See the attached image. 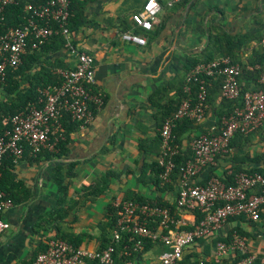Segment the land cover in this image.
Segmentation results:
<instances>
[{
  "label": "crops",
  "instance_id": "0c3cea01",
  "mask_svg": "<svg viewBox=\"0 0 264 264\" xmlns=\"http://www.w3.org/2000/svg\"><path fill=\"white\" fill-rule=\"evenodd\" d=\"M80 2H85V23L71 33L65 48L49 55V60L69 68L75 65L79 52L92 54V84L103 95L101 109L90 125L72 135L70 153L64 160L31 164L22 158L16 163V173L31 188L32 197L4 213L10 228L0 236V264H29L40 244L53 236L40 224L59 197L57 186L50 180L59 163L74 164L76 175L70 180L69 194L79 202L59 226L83 235L82 247L90 251L101 246L107 207L116 200L129 192L169 199L171 194L157 189L148 168L161 150L160 107L152 102L153 94L162 90L159 103L177 97L188 61L206 48L211 34H228L235 41L245 34H264V0H190L185 6L180 0H159L162 9L153 28L140 32L147 39L144 45L123 40L121 34L126 26L134 27L132 13L146 0H76L75 7L79 8ZM260 46L259 41H250L244 47L246 55ZM216 122L214 109L208 107L197 135ZM260 128L246 147L252 154L264 148V124ZM228 166L220 155L195 181L205 183L213 175L222 176ZM104 180L109 187L102 195H87L89 186ZM238 223L253 232L250 250L264 253V220L256 228ZM235 224L227 222L220 233L227 234ZM210 241L205 239L202 246ZM202 246L197 243L186 248L185 256L201 251ZM163 250L161 242L154 243L116 264H160Z\"/></svg>",
  "mask_w": 264,
  "mask_h": 264
},
{
  "label": "built area",
  "instance_id": "2783aa9c",
  "mask_svg": "<svg viewBox=\"0 0 264 264\" xmlns=\"http://www.w3.org/2000/svg\"><path fill=\"white\" fill-rule=\"evenodd\" d=\"M71 1L47 0L43 5L34 8L28 24L12 27L0 37V75L5 74V67L18 66L27 50L30 36H33V47L43 44L50 35L59 33L66 36L69 43ZM15 3L16 0H0V20L5 18L7 7ZM161 9L159 0H146L140 10L132 13L134 28L122 32L123 40L146 44V37L135 28L152 29ZM39 20H45L46 24L40 25ZM51 22H55V26ZM260 45L264 48V37ZM94 68L95 57L81 51L74 66L58 69L63 82L43 90L45 104L14 115L13 128L0 135V166L7 153L15 157L16 163L22 158L23 142L28 143L35 153L43 148L53 150L55 143L49 144V134L59 132L63 109L70 112L74 120L82 122L81 128L94 121L96 116L90 108V101L99 105L103 102L100 96L92 94L85 85L87 82H94ZM240 71V65L234 63L230 56H219L199 63L186 74L185 91L189 97L183 100L178 110L160 128L162 154L158 160L164 167L163 179L168 180L176 167L173 158L179 153L178 144L173 143L176 122L184 117L199 124L206 120V88L202 86L197 98L193 99L190 96L191 82L200 80L201 76H221L224 78L221 98L237 99L241 96ZM260 83V88L248 90L242 95L243 105L234 109L230 115L224 116L221 126L216 123L210 125L192 142L193 155L177 166L179 212L172 214L169 208L131 199L116 200L114 205L123 210L113 232L116 240H120L123 231H131L140 237L136 244L138 248H142L144 237L159 241L164 246L160 264H181L186 248L197 244L201 238L210 239L219 234L230 217L245 216L249 220L260 218V210L264 205L263 174L239 173L231 185L226 184L221 176H212L205 184L195 181L207 165L215 162L218 154L228 151L230 141L237 132L247 134L264 124V67ZM258 185L262 192L249 198V191ZM4 198L5 193L0 186V236L10 228L4 213L13 206L11 201ZM196 211L203 213L199 223L191 229H185L189 220L195 218ZM149 221L158 222V228L149 227ZM249 251V244L239 235H235L230 243L218 242L213 256L216 260H228L226 264H251L253 255L234 261L236 255H244ZM113 252L112 245L102 251H90L53 237L48 248L29 264H87V259H98V264H112Z\"/></svg>",
  "mask_w": 264,
  "mask_h": 264
},
{
  "label": "trees",
  "instance_id": "16d2710c",
  "mask_svg": "<svg viewBox=\"0 0 264 264\" xmlns=\"http://www.w3.org/2000/svg\"><path fill=\"white\" fill-rule=\"evenodd\" d=\"M46 1L47 0H16L17 3L8 6L5 18L0 20V37L12 27H23L28 24L29 18L33 15L34 8L39 5H43ZM189 2L190 0H180L179 3L182 6H185ZM75 4L76 0H72L70 7L71 16L68 22L70 35L78 30L80 25L85 23L83 18V5L85 2H80L79 8L75 7ZM38 22L40 25L46 24L45 20H39ZM50 24L55 26V22H51ZM131 28L132 27L128 25L124 29L127 31ZM135 29L138 32L142 31L141 28L136 27ZM263 37L264 34H245L235 41L233 36L228 34L222 36L218 34H211L209 44L206 48L194 55L188 61L186 74L199 63L208 62L219 56H230L234 63H238L240 65L241 71L239 80L241 96L237 99L221 98L219 102L217 101L218 97H221L222 84L224 80L221 76H201L200 80L191 82L190 96L193 99L197 98L202 86L206 88V113L208 112V107H212L214 109V112L217 115V125L221 126V119L224 116L230 115L234 109L243 105L242 95L246 91L260 88V80L262 78L264 67V48L260 46L258 49H254L251 55H246L244 47L252 40L260 42ZM32 44L33 36H30L28 39L27 50L23 54L21 62L18 66H7L5 67V74L0 75V135L13 128L12 117L14 115L21 112H27L34 107L40 108L45 104L46 97L43 94V90L46 87L58 85L63 82V77L60 73H58V69H65L66 67L62 66V63L53 64L49 60V55L65 48L68 44V38L61 33L52 34L38 47H33ZM257 65L260 67H257ZM185 83L186 75L181 87L178 89L177 97L167 101L166 103H159L157 101L158 96L162 93V90L153 94L152 102L154 104H158L160 107L158 115L159 128L162 127L164 121L168 117L172 116L178 110L183 100L189 97V94L185 91ZM85 85L92 94L100 96L103 100V95L94 87L92 83L87 82ZM90 108L96 116L98 111L101 109V105L90 101ZM61 114V128L59 132H51L49 134V144L55 143L54 149L50 150L49 148H43L40 152L35 153L32 151V147L28 143L23 142V159L32 164L50 159L64 160L69 155L72 135L81 129L82 122L74 120L71 113L64 109L61 110ZM200 127L201 125L198 122L187 117L181 118L176 122L173 129V143L178 144L179 153L173 157L176 162V167L170 174L168 180L162 178L164 167L160 165L158 160L159 156L162 154V140L159 130L161 150L158 154V158L151 162L148 165V168L152 174V180L154 181L157 189L160 192H168L171 194L169 199H166L165 197L163 198L160 195L153 198L135 192L127 193L123 199H131L139 203H148L151 205L166 207L171 210L172 214L178 213L179 208L177 201L179 198V175L177 166L188 160L193 155L191 144L197 137V132ZM260 127L247 134L237 132L230 141L228 151L220 153L216 156V159L219 158L220 155L221 157L223 156L229 164L226 171L221 176L226 184H233L235 176L239 173H260L264 175V148H262L257 154H252L251 151L246 150L247 145L253 142V137L258 133V130L261 129ZM75 175L76 172L74 170V164L63 163H59L51 173L50 180L57 186L59 190V197L54 208L42 217L40 225L49 232H52L53 236L47 237L46 241L40 244L30 263L39 253L48 248L49 241L53 237L64 239L76 247H82L83 235L69 233L62 230L59 226V223L64 221L74 209L75 205L79 203L69 194L71 184L70 180L75 178ZM199 183L205 184L201 182ZM0 186L5 193L4 199L11 201L13 205H21L32 197L31 188L16 173L15 157L10 153H7L4 156L0 166ZM108 187V180H104L102 183L89 186V188H87V195L100 196L107 190ZM261 192L262 188L258 185L249 191L248 196L249 198H252ZM122 214L123 210L120 206H115L112 203L109 207H107L105 225L102 227L103 239L101 246L97 249L102 251L112 245L114 247V262L112 264H116L122 260L128 261L134 254H139L148 249L151 244L159 243V241H154L150 238L144 237L142 238V248H138L136 244L140 237L131 231H123L121 233L120 240H116L113 232ZM202 215V211H196L194 214L195 218L193 220H189L185 229H191L194 225L199 223ZM261 220H264V205L261 207L260 218L258 220H249L245 216L230 217L228 222H236V224L233 225L227 234L223 235L219 233L213 236V238L211 237L210 244L204 247L202 244L205 242L206 238L199 239L198 243L200 247H203L202 250L189 253L184 256V259L180 263L199 264L200 262H203L204 264H226L228 260H216L212 254V252L216 249L218 242L222 241L230 243L235 235H239L246 241L247 244H249L250 238H253L254 236L253 232L250 233L238 222L242 221L248 225L255 226L256 228V224ZM148 226L158 228V222L149 221ZM248 255L254 256V260L251 264H264V253H254L251 250L244 255H236L234 257V261ZM98 263V259H87V264Z\"/></svg>",
  "mask_w": 264,
  "mask_h": 264
}]
</instances>
